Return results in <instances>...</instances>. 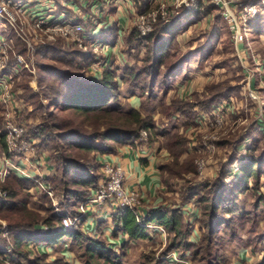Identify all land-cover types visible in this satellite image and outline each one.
Masks as SVG:
<instances>
[{
  "label": "rangeland",
  "instance_id": "rangeland-1",
  "mask_svg": "<svg viewBox=\"0 0 264 264\" xmlns=\"http://www.w3.org/2000/svg\"><path fill=\"white\" fill-rule=\"evenodd\" d=\"M48 1L50 2L48 3L49 6L51 5L55 13L63 12L69 16L76 17L79 21L84 19V27L87 30L92 27V19H99L97 15L102 17L100 21L101 24H104V30L102 29L101 32L98 27L94 30L96 34H100L101 39L106 29L115 23L117 24L115 8L120 3L118 4L116 0H98V3L101 4V7H99L100 12L99 10L95 11L96 8L94 6L96 5L90 7V0ZM255 1L260 3L257 13L246 20L238 19L241 28L247 32L249 49L242 48L243 44H245L244 42L239 45L240 49H238L232 38L230 25L223 16L225 9L214 4L211 0H199L200 5L197 10H202L207 4H213L216 9L211 8L209 14L202 15L196 23L178 36L170 57L167 59V64L162 68L163 72H171L172 77L166 79L163 84L158 85L152 91V94H148V91L142 92L129 83V78L131 77L130 69L140 68L142 66L140 58L144 55L143 50L132 48L123 40L124 35L134 27L132 24L129 23L127 28L123 29L125 31L117 47L112 48L113 46H110L109 49L110 51L113 49V52L110 53L106 63L102 62L100 65H94L93 56L87 63L84 59L79 61L77 57L70 59L71 55L66 53V50H71L72 48L85 50L69 38L58 35H53L54 37L52 38L49 36L51 31H48V33L45 29L43 31L37 30L33 25L34 19H31L28 14L24 13V15L16 17L12 23L13 25L5 18L0 17V33L11 44V48L8 51L9 64L13 65L19 55L24 60L22 67L17 68L12 74V91L19 99V96L25 91L18 84H21L24 78H29L30 90L40 95L35 102L44 106L41 111H32L34 106L32 103L20 101L22 116L26 115L24 121L28 123L29 121L39 122V120L43 119V112H45L46 116L47 110H50L55 117L69 118L81 128L87 125L85 116L73 108H55L54 106L49 108L46 105L48 102L47 96L42 94V92H48L50 88L49 86L45 87V85L48 82L53 88H60L58 85L60 78L51 75L48 70L40 69L38 63H45L55 69L69 70L86 78L88 76L98 78L107 67L115 69L120 86V97L118 98L120 104L116 114L119 112L123 114L131 108H137L145 114H152V118L161 133H152L150 136L148 132V143L155 148L160 166L170 163L176 164L175 162L178 161V163H181L186 159H192L195 166L194 172L185 174L180 172L179 175L172 176L167 169H160L163 192L161 204L170 207L180 206L185 211H187L186 208H190L188 210L189 214H184L185 221L191 225L192 229L188 239L194 244H200V236L203 234L200 225L201 219L199 218L201 210L199 206L194 204L193 200L185 199L184 193L188 189L187 186L199 187L202 183L215 178L221 169L222 163L228 158L229 147L220 144L222 140L230 139L234 136L237 137L238 161L231 166L230 172L228 171V176L226 177L228 182L236 179L238 165L249 159L248 147L253 142L254 137L261 139L259 141V152L264 148V82H262L264 79V0ZM68 2H71V4L69 5ZM159 2L160 0H151L148 9L155 8ZM232 5L235 6V9H240L235 0L230 1L231 8ZM11 10L14 13L16 11L13 5H11ZM237 14L239 15V12ZM259 14L262 17L259 20L262 30L256 33L250 25V20L256 18L255 16ZM104 16H108L109 20H105ZM131 18L132 15L129 19ZM21 28H23L25 33L24 39H21L16 31V29L20 30ZM20 40L23 42L21 45L17 43ZM54 42L62 50L50 51V55H45L44 57H39L35 54L37 45ZM21 48H23V51L18 50ZM85 52L93 55L92 52H89V48ZM64 58L67 62H65ZM70 60L72 64L68 63ZM36 62L38 63L36 64ZM81 62L83 66L78 65ZM41 75L48 78L43 85L38 83V78ZM213 85L220 86L222 92H225L228 88L235 89V91L222 98V100H229L232 97L234 99L232 102L234 108L232 112H224L225 119L221 124H201L198 122L200 120L199 115L204 112L199 110L200 107L197 103L202 102L210 95V88ZM179 100H182L180 102L188 101L191 104L192 102L197 103L193 106V111L185 115L181 111H176V107L175 109H170L171 104ZM114 103L115 101H112L111 104ZM259 126L262 131H258L257 128H260ZM175 134L180 135L185 140V150L178 159L167 146L169 139ZM2 147L0 142V152ZM251 181L252 188L239 196L238 208L243 213V219L234 216L232 225L234 230L226 228L221 230L220 236L217 238L218 244L211 248L212 253L208 254L205 250L202 251L201 254L205 255V258L202 261L200 260L201 264H210L214 256L217 255L221 257L223 264H264V170L260 172L257 184H255L253 179ZM198 192L200 194L205 192V190L199 189ZM31 201L30 205L34 207L33 203L41 202L42 198L40 194L32 195ZM140 202L141 206H143L142 197H140ZM183 207L185 208L183 209ZM194 209L196 212L193 211ZM194 213L197 214L196 217ZM189 219H191V222H189ZM5 220L8 224V219ZM96 233H98V228ZM155 233V231H151L152 235L150 238L138 239L136 244L126 240L124 242L126 243L125 256L122 261L125 264H141V262L146 260L143 259L145 254L156 258H165L166 255L163 254V251L166 248L168 235L166 233L164 237V235ZM104 238L106 237L104 236ZM7 239L5 240V238L0 236V246L10 242L13 248L11 239L9 240L8 237ZM24 248L29 251V258L38 251L37 247L31 243H24ZM62 248H65L63 253L61 252ZM115 248L118 251L121 250L119 246ZM50 249L52 251L50 250L51 252L46 254L47 260L62 256L64 257V264H69L70 262H72L71 264H81L82 259L79 254L82 249L78 244L71 242L68 236L63 237L61 241L54 244ZM176 251L183 252L182 250ZM46 252L43 251L42 253ZM192 252L193 248L183 252L186 253L185 257L190 260V264L191 259H193ZM69 254H72V257L70 261H66L65 255ZM239 255L241 258H239ZM166 260L164 264H180L167 257ZM193 263L199 262L195 260ZM0 264L5 263L0 260Z\"/></svg>",
  "mask_w": 264,
  "mask_h": 264
},
{
  "label": "trees",
  "instance_id": "trees-1",
  "mask_svg": "<svg viewBox=\"0 0 264 264\" xmlns=\"http://www.w3.org/2000/svg\"><path fill=\"white\" fill-rule=\"evenodd\" d=\"M133 3L137 12H142L148 10L151 0H133ZM211 8L216 9L213 4H207L202 10L185 7L174 9L168 20L159 19L153 29L145 35H141L135 27L131 28L124 35L123 40L128 46L143 50L144 55L142 54L143 56L140 58L142 66L130 69L129 83L142 92L148 91V94H152L158 85L171 78L172 73L163 72L162 68L166 66L178 36L196 23L202 15L209 14ZM260 15L250 20V25L256 33L262 30L259 21L262 18ZM118 33V25L115 23L104 31L103 42L111 45L117 44ZM17 43L21 45L23 42L20 40ZM36 49L35 54L39 57L50 55V51L53 50H62L55 42L37 45ZM18 50L23 51V48ZM66 53L71 55L70 59L77 57L79 61L86 60V63L91 60L92 56L91 53L78 48L66 50ZM64 60L67 62L65 58ZM69 62L72 64L71 60ZM78 65L83 66V63ZM38 66L60 78L58 82L60 88H53L49 85L48 78L44 75L38 78L39 85L47 82L45 87L49 86L50 88L48 92H42L47 96L46 105L49 108L53 106L65 109L73 108L85 116V123H87L86 127L81 128L69 118L55 117L50 110H47L46 116L43 112L45 117L43 116L39 122H27V136L37 140V148L47 152L48 161H51L55 166V172L47 179L51 182L55 193L62 197L64 213L74 215L77 213L79 204L98 186L101 177L98 155L114 152L121 145L134 144L138 140L142 128H145L150 136L152 133L159 134L161 132L158 130L152 114H145L137 108H131L123 114L121 112L116 114L120 104L118 100L120 86L115 69L107 67L98 78L89 76L86 78L69 70L55 69L52 66L51 68L42 62L38 63ZM41 82L42 84H40ZM18 86L25 91L19 96L20 100L15 96L19 104L22 100L23 102L29 101L34 105L32 111H41L44 108L43 104L35 102L40 95L30 90L29 78H24ZM210 91V95L202 102H192L191 104L188 101L180 102L182 100H179L173 102L170 109L176 107V111L188 115L197 103L200 111L209 113L214 105H217L223 97L235 89L228 88L222 92L220 86L213 85ZM112 101L115 103L111 104ZM201 103L202 105H200ZM0 109L2 110L1 105ZM22 115L23 112L19 108L17 116L25 120L26 115ZM1 121L2 117L0 116V125ZM257 129L262 131L261 127ZM260 140L258 137H254L248 147L249 159L238 165L235 180L228 182L226 177L231 166L238 161L236 136L220 142V144L228 146L229 151L228 158L222 163L215 178L202 183L199 187L187 186L188 189L184 193L185 199L193 200L201 210L199 218L203 234L200 236V244H194L188 239L192 229L191 225L185 221L180 206L170 207L161 203L149 208L145 215L139 217V220L136 214L128 208L113 210L111 214L114 226L113 236L116 237L119 233L124 232L127 234L128 240L150 238L151 231H155V229L150 228L149 225L158 224L164 227L168 235L166 248L163 251L164 255L173 250L185 252L193 248L191 264H194L195 260L199 262L195 264H201L200 260L205 258V255L201 254L202 251L205 250L208 254L212 253L211 248L218 244L217 238L220 236L221 230L224 228L234 230L232 226L234 216L243 219V213L238 208L239 196L252 188L251 179L255 181V184L258 183L260 172L264 170V148L259 152ZM0 142L3 145L2 134H0ZM167 146L178 159L185 150V140L175 134L169 139ZM178 162L164 164V166H160V169H167L172 176H177L180 172L185 174L195 171L192 159ZM175 165L176 167H174ZM33 185V181L24 180L16 174H11L1 184L2 189L6 190V196L0 197V217L9 221L8 238L13 243L12 253L16 257L29 258L30 254L24 248V243H31L36 247L39 244L54 246L63 237L68 236L71 242L78 244L82 249L79 254L82 259L81 264H125L122 259L125 256L126 243L121 245L119 251L108 246L104 238L105 220L99 221L96 235L89 234L82 229L85 218L77 226L65 227L61 223V217L55 213L50 197L45 192L40 193L41 202L33 203L34 207L30 205L33 195L30 189ZM199 189L205 190V192L199 194ZM41 223L48 225V229L40 230L38 225ZM63 258L57 256L52 260H47L46 253L37 251L29 259L30 264H64ZM143 259L148 260L141 264H164L167 261L166 258H156L146 254L143 255ZM210 264L223 263L221 257L217 255L214 256Z\"/></svg>",
  "mask_w": 264,
  "mask_h": 264
},
{
  "label": "built area",
  "instance_id": "built-area-1",
  "mask_svg": "<svg viewBox=\"0 0 264 264\" xmlns=\"http://www.w3.org/2000/svg\"><path fill=\"white\" fill-rule=\"evenodd\" d=\"M214 4L224 8L223 16L230 25L231 35L238 49L243 42L242 48H248V36L245 29L241 28L238 19L246 20L248 17L257 13L259 2L255 0H235L239 10L235 6L230 7V1L233 0H211ZM90 7L99 4L98 0H90ZM48 0H0V17L5 18L10 24L15 21L16 17L28 14L31 19H34V27L37 30L44 29L52 38L55 35L69 38L82 47L85 51L93 53L94 65L106 63L107 58L113 49L110 51L111 44L102 42L100 34L94 32L95 28L104 29V24H101L99 19H92V27L88 30L84 27V19L80 20L76 17L69 16L65 13H55L51 8ZM11 5L15 8V13L11 10ZM199 0H160L155 8H151L142 12H130L132 18L128 24H132L141 35L149 33L154 24L159 19L168 20L169 16L174 12V9L185 7L192 10L199 8ZM53 12V13H52ZM239 12V15L237 14ZM105 17V16H104ZM130 18V17H129ZM108 16L105 17V20ZM78 20V21H77ZM109 20V19H108ZM106 22V21H103ZM13 25V24H12ZM111 25V23H109ZM19 37L24 39V30L16 29ZM100 32V33H101ZM121 32L118 33L119 39L117 44H113L112 48H116L121 41ZM54 35V36H53ZM11 48L10 41L3 38L0 34V116L2 117L0 125V134L3 136L5 143L4 150L0 152V197L6 196V190L2 189L1 184L11 175L16 174L24 180H31L34 185L31 187L33 195L45 192L51 199L54 211L61 218V223L65 227L77 226L86 217L88 208L94 204L105 205L116 208H128L136 214L139 220L140 216L145 215L146 210L141 209L140 197L141 192L136 187L128 188L126 185L127 171L123 164L105 157L100 158V175L98 186L93 192L84 199L78 207L77 213L71 215L64 213L62 206V197L57 195L52 187L51 182L42 172V164L48 156L47 152L38 149L36 146L37 140L34 137H29L26 134L27 122L17 116L20 108L18 99L12 91V74L15 70L22 67L24 62L21 55L16 59L14 64L8 62V51ZM103 58V59H102ZM31 70V69H30ZM264 82V79L262 80ZM233 98L222 100L219 104L214 105L209 113L199 115V123H207V125L221 124L224 122V112L233 111ZM140 148L141 145L148 144V131L142 128L139 133V138L135 142ZM40 230H47L48 225L39 224ZM150 228L157 230L160 234L166 235L164 227L158 224L149 225ZM0 236L8 237V224L4 218L0 217ZM8 240V239H7ZM12 245L7 242L6 245L0 246V260L5 264H30V259L26 257H16L14 253H9L12 250ZM186 253L177 252L176 250L169 252L165 258H170L176 263L190 264V260L185 257Z\"/></svg>",
  "mask_w": 264,
  "mask_h": 264
},
{
  "label": "crops",
  "instance_id": "crops-1",
  "mask_svg": "<svg viewBox=\"0 0 264 264\" xmlns=\"http://www.w3.org/2000/svg\"><path fill=\"white\" fill-rule=\"evenodd\" d=\"M116 1L118 4L119 3L120 4L118 5L117 8H115L116 9L115 17L117 18L116 22L118 24L119 32L122 33L121 34L122 36L125 31L123 29H126L128 26L129 17L131 16L130 12L131 11L133 12L134 9L136 10V7L133 3V0H116ZM68 4L70 5L71 2H68ZM94 7L96 8L95 11L99 10L100 12V8H99L101 7L100 3ZM101 13H104V12H101ZM112 20L115 21L114 19ZM2 146L3 147L1 148V151L4 150L5 143H3ZM141 146L142 148H140V146H138V144H135V143L121 145L114 152L98 155V159L100 161L101 157H105L107 159L114 160L124 165L127 171L126 185L128 188L136 187L140 190L141 196L143 198V204H144L141 207V209L147 211L152 206L161 203L163 192H162L160 163H159L155 148L151 146L149 143L146 145H141ZM48 158H49L48 156L45 158V161H43L41 168H42V172L44 173V175L49 177L51 174L55 172V166L51 161H48ZM184 208L185 207H183V209ZM186 209L187 211L182 210L181 208V211L183 214L188 215L189 214L188 210L190 208L189 209L186 208ZM112 211L113 209L109 207L108 205L107 206L98 205V204L92 205L91 207L88 208L85 220L82 223V229L89 234L96 235L97 234L96 229H97L99 221L105 220V226H104L105 235L104 236L106 237L105 239H106L108 246L112 248L119 246L120 248L121 245L126 240H128L127 234L123 232V233H119L118 236L116 237L112 235L113 230H114V226L111 220ZM193 211H195V209ZM194 216L196 217L197 214L194 213ZM189 222H191V219H189ZM155 232L159 235H162L158 233L157 230H155ZM137 240L138 239H131L129 240V242L132 244H136ZM51 247L52 246H49V245L39 244L37 246V250L39 252L47 251L46 252L47 254L48 252L52 251L50 249ZM64 249L65 248H62V251H61L62 253L65 252ZM240 255H239V258H241ZM65 257H66V261H70L72 254L65 255ZM71 263L72 262H70L69 264Z\"/></svg>",
  "mask_w": 264,
  "mask_h": 264
}]
</instances>
